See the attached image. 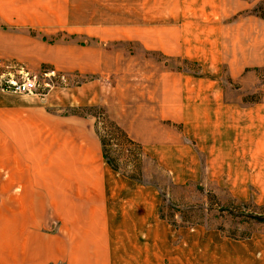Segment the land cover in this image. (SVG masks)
I'll use <instances>...</instances> for the list:
<instances>
[{
	"label": "rangeland",
	"instance_id": "1",
	"mask_svg": "<svg viewBox=\"0 0 264 264\" xmlns=\"http://www.w3.org/2000/svg\"><path fill=\"white\" fill-rule=\"evenodd\" d=\"M71 1L79 20L91 18L88 26L43 35L0 23L1 82L55 74L42 95L10 97L41 98L52 112L87 119L117 170L155 185L186 264H264V219L257 218H264V40L255 47L250 39L264 32V0H154L152 10L144 0ZM134 29L161 30L164 42ZM236 30L246 57L232 46ZM82 53L99 64L95 73L70 71ZM148 91L154 107L169 101V117L179 120L167 123L192 152L178 148L186 152L183 169L175 156L164 164L146 156L111 124L106 106L115 94L123 117Z\"/></svg>",
	"mask_w": 264,
	"mask_h": 264
},
{
	"label": "crops",
	"instance_id": "2",
	"mask_svg": "<svg viewBox=\"0 0 264 264\" xmlns=\"http://www.w3.org/2000/svg\"><path fill=\"white\" fill-rule=\"evenodd\" d=\"M153 2L144 0L151 10ZM73 6L71 0H0V23L12 30L32 27L43 35L84 22L88 26L91 18L79 20ZM132 31L164 42L161 30ZM259 34L248 36L255 47L264 40V32ZM233 40L246 57L238 30ZM84 54L71 72L97 71L96 60L91 65ZM9 94L0 90V264H186L185 243H171L173 232L160 213L155 185L113 169L87 119L52 112L41 98ZM139 95L132 113L122 117L121 95L115 94L106 106L109 118L146 156L164 164L172 155L185 168L186 152L181 156L178 148L187 145L169 128L167 122L179 121L169 117V101L157 108L152 92ZM247 131L244 126V145Z\"/></svg>",
	"mask_w": 264,
	"mask_h": 264
},
{
	"label": "built area",
	"instance_id": "3",
	"mask_svg": "<svg viewBox=\"0 0 264 264\" xmlns=\"http://www.w3.org/2000/svg\"><path fill=\"white\" fill-rule=\"evenodd\" d=\"M54 76V71L47 70L40 73V75H31L21 81L7 79L3 82L0 81V89L2 91L15 94L42 95L51 87L50 83L46 81V79H51V77ZM60 79L62 78L60 77Z\"/></svg>",
	"mask_w": 264,
	"mask_h": 264
},
{
	"label": "trees",
	"instance_id": "4",
	"mask_svg": "<svg viewBox=\"0 0 264 264\" xmlns=\"http://www.w3.org/2000/svg\"><path fill=\"white\" fill-rule=\"evenodd\" d=\"M105 120H109V119H105ZM109 122H112V121L109 120ZM111 124L114 125L117 129L122 130L119 126L115 125L113 122H112ZM122 132H123V135H125L124 131H122ZM122 132H121V133H122ZM125 136H126V135H125ZM130 142H131V141H130ZM103 144H104V141L101 140V145L103 146ZM103 156L105 157L106 161L109 163V165H111V167H112L113 169H117L116 166H114V164L108 159V157H107V155H106V153H105L104 147H103ZM257 218H259V220L264 219V218H261V217H257Z\"/></svg>",
	"mask_w": 264,
	"mask_h": 264
}]
</instances>
